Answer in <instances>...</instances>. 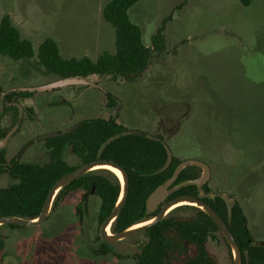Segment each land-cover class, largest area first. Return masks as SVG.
Masks as SVG:
<instances>
[{"label": "rangeland", "instance_id": "1", "mask_svg": "<svg viewBox=\"0 0 264 264\" xmlns=\"http://www.w3.org/2000/svg\"><path fill=\"white\" fill-rule=\"evenodd\" d=\"M108 1L0 0V21L8 17L34 52L29 59L0 56V126H11L8 115L2 114L1 92L58 80L37 59L46 38L55 41L65 59L95 61L104 52H115L114 29L102 16ZM182 1L139 0L128 9L145 46H150L161 21L171 16L164 30L165 50L154 55L135 80L95 76L94 88L68 85L29 92L40 104L38 120L23 125L3 148L7 158L42 164L48 161L42 135L116 113L128 131L161 136L181 162L205 163L211 192L236 201L252 239L264 242V0L247 5L239 0H186L173 10ZM105 92L115 100L108 110ZM62 157L80 165L69 149ZM12 183L9 176L0 175V187ZM82 202L84 191L77 190L38 226L1 227L5 246L0 264H136L127 255L94 254L100 245L99 200L87 193L84 207ZM168 213L189 217L195 210L177 206ZM207 247L217 264H232L219 233Z\"/></svg>", "mask_w": 264, "mask_h": 264}, {"label": "trees", "instance_id": "2", "mask_svg": "<svg viewBox=\"0 0 264 264\" xmlns=\"http://www.w3.org/2000/svg\"><path fill=\"white\" fill-rule=\"evenodd\" d=\"M138 1L109 0L102 9L103 19L114 29V53L104 52L95 61L87 57L65 59L59 55L55 41L46 38L38 47L39 63L58 78L95 75L109 76L111 79L122 77L128 81L135 80L149 66L154 55H160L165 50L164 30L171 18L168 15L161 21L151 36L150 46H145L141 39L140 28L132 23L128 16V9ZM250 1L239 0L242 5H247ZM185 2L186 0H183L173 10H179ZM33 55L31 42L20 36L8 17H3L0 21V56L20 60L29 59ZM1 96L4 106L2 114L10 117L12 125L18 123L21 116L19 100L30 96V93L22 88L1 92ZM105 98L106 107L112 108L115 105L114 98L108 92H105ZM25 110L28 117L32 119L34 115L32 108L25 107ZM9 130V127L0 126V138H3ZM123 131L127 129L117 121V117L112 115L80 121L69 132L44 139L48 161L42 164L21 163L17 159L7 158L6 151L0 149V175L6 174L14 181L9 186L0 187V216L37 218L49 189L57 179L98 158L117 163L128 176V194L120 213L110 226L111 233H118L153 218L160 209L149 212L146 208V199L157 186L172 175L181 161L172 156L168 167L159 171L166 163V151L161 143L162 137L153 135L159 138L154 140L148 138L145 133L137 132L120 135ZM115 135L119 136L114 137ZM110 137L114 138L108 142ZM66 149H69L71 154L79 160L80 165H70L63 159L62 153ZM201 171L199 166L183 167L162 204L178 196L197 197L202 191V200L208 203L227 224L241 251L242 264H264V246L254 244L255 241L247 229V218L236 201L231 202L229 218L227 206L220 195L210 197L212 192L208 182L201 187L192 184L175 187L180 181L197 178ZM77 190L84 191V203L87 193H92L98 198L97 221L101 225L118 199L120 181L106 169L89 171L62 187L55 195L51 209H55L68 194ZM178 207H191L195 213L189 217L167 213L157 224L130 236L133 244L147 239L140 253L127 255L132 257L136 264H164V258L168 264H217L216 258L207 247L214 233L221 235L217 226L209 216L195 206ZM77 216L80 220L81 208ZM97 239H99L98 236ZM223 240L231 259L228 243L224 238ZM4 246V237L0 232V255L4 251ZM93 252L99 256L112 254L122 257L112 252L108 244L101 241L99 247Z\"/></svg>", "mask_w": 264, "mask_h": 264}, {"label": "water", "instance_id": "3", "mask_svg": "<svg viewBox=\"0 0 264 264\" xmlns=\"http://www.w3.org/2000/svg\"><path fill=\"white\" fill-rule=\"evenodd\" d=\"M95 77V75H89L87 77H67V78H59L58 80L51 82L49 84H45L39 87H33V88H27L26 90L29 92L32 91H45V90H52L55 88H61L68 85H75V86H81V85H89L91 84V80ZM116 113H112V116H115ZM21 122V120H20ZM16 123L12 130L9 131L1 140L0 149H3V144L6 142L7 138L12 134V132L18 127L19 123ZM69 131V130H67ZM127 133H132V131H123L120 133V135H124ZM59 133L57 132H49L40 137V139H46V138H54L58 136ZM119 135H115L114 137H118ZM150 139L159 140V138L152 136V135H146ZM114 137H110L108 139V142L111 141ZM161 143L166 151V163L165 165L159 170L162 171L165 168L168 167L172 160V154L168 148V146L165 144L164 141L161 140ZM101 150V148H100ZM99 150V151H100ZM186 165H194L201 167L202 171L200 176L194 179H187L180 181L175 185V187H180L183 185H196L197 187H201L204 185L210 178V169L209 167L198 160L189 159L184 160L180 162L174 169L172 175L165 180L161 185L157 186L147 197L146 199V208L149 212L155 211L160 203L165 200V198L168 195V190L176 180L179 171L185 167ZM102 166H109L117 169L121 175L120 181V193L118 196V199L109 213V215L103 220L99 227L98 231V237L101 242H105L108 244L110 250L114 253H117L119 255H134L138 254L142 251L144 245L147 242V239H143L140 243L132 245L124 240L128 237H130L133 234L139 233L144 231L145 229L157 224L171 209L174 207H177L179 205H191L199 208L202 210L209 218L214 222V224L217 226L219 232L225 239V241L228 243V246L230 248L231 252V259L232 264H242V258H241V251L236 244L235 239L233 238L231 232L229 231L227 224L225 221L219 216V214L204 200H202L203 192L200 191L199 195L197 197L194 196H178L173 198L172 200L166 202L160 207L159 212L151 219L141 222L138 224H135L131 227L125 228L122 231L118 233H111L110 226L112 222L115 220V218L120 213L127 194H128V176L125 170L118 165L117 163L113 161H106L101 159H95L89 163L83 164L79 167H77L75 170L64 174L59 179H57L51 188L49 189L45 202L43 204L42 210L37 218L35 219H24L17 216H0V226L4 225H15L19 227H34L42 224L49 216L52 202L54 200L55 195L57 192L64 187L67 183L71 182L72 180L86 174L89 171L96 170V169H103ZM216 194H210L211 198H214ZM220 197L224 200L227 211H228V217L231 216V203L228 200V198L225 195L220 194ZM255 245H262L264 246V242H254ZM138 261V259H136ZM164 264H168L166 259H163ZM4 264H15V262L11 260H6Z\"/></svg>", "mask_w": 264, "mask_h": 264}, {"label": "flooded vegetation", "instance_id": "4", "mask_svg": "<svg viewBox=\"0 0 264 264\" xmlns=\"http://www.w3.org/2000/svg\"><path fill=\"white\" fill-rule=\"evenodd\" d=\"M59 79V78H58ZM90 86H97V83H93V82H91V84H89V85H82V87H85V88H88V87H90ZM25 89V88H24ZM56 89V88H55ZM26 90V89H25ZM27 91V90H26ZM27 92H29V91H27ZM37 106L38 108H40L39 106H40V104L39 103H37V101H35V99H32V96L30 95V96H28V97H23V98H21L20 100H19V103H18V106H19V108H21V116H20V120H21V123L18 125V127L12 132V134L7 138V140H6V142H9L10 140H11V138L15 135V134H17V133H20V132H22V126L24 125L26 128H27V126H31V125H33L34 123H36L37 122V120H38V117H37V115L35 114V112H34V110H33V107L32 106ZM25 107H29V108H32V110H33V112H34V115H33V117H32V119H30L29 117H28V114H27V111L25 110ZM8 120H9V122H10V130L9 131H11L12 130V128H13V126L15 125H12L11 124V120H10V117L8 116ZM20 120L18 121V122H20ZM67 121H71V118H68L67 119ZM68 122V123H69ZM78 122H76V123H71V124H67V126H65V128L64 129H62V130H58L57 131V133H63V132H69L76 124H77ZM1 127H3V126H1ZM5 127H7V126H5ZM67 130H69V131H67ZM8 131V132H9ZM7 132V133H8ZM6 133V134H7ZM2 138H0V140H1ZM1 144V143H0ZM5 151H6V149L5 148H3ZM7 152V151H6ZM13 158V157H12ZM15 159V158H14ZM108 170V169H107ZM112 172V171H111ZM113 173V172H112ZM113 174H115V173H113ZM116 176V175H115ZM164 201V200H163ZM162 201V202H163ZM162 202L160 203V205L158 206V208L160 209V207L163 205V204H165V203H163L162 204ZM83 207H84V205H85V203L84 202H82V204H81ZM77 212H80V207H78L77 208ZM132 236V235H131ZM125 242H127V243H129V244H132V245H135V244H133L134 242H133V240L130 238V237H128V238H126L125 240H124ZM129 257V256H128ZM130 258H132V257H130Z\"/></svg>", "mask_w": 264, "mask_h": 264}, {"label": "crops", "instance_id": "5", "mask_svg": "<svg viewBox=\"0 0 264 264\" xmlns=\"http://www.w3.org/2000/svg\"><path fill=\"white\" fill-rule=\"evenodd\" d=\"M165 36V35H164ZM90 87H92V88H94L95 86H90ZM21 88H19V89H12V90H9V91H15V90H20ZM34 99V98H33ZM33 107V110H34V112H35V114L37 115V117H38V115H39V112H40V108H38L37 106H32ZM109 108H107V110H108ZM107 116H109V115H107ZM106 116V117H107ZM21 123V122H20ZM19 123V124H20ZM23 127V126H22ZM58 130H54V131H52V132H57Z\"/></svg>", "mask_w": 264, "mask_h": 264}, {"label": "bare ground", "instance_id": "6", "mask_svg": "<svg viewBox=\"0 0 264 264\" xmlns=\"http://www.w3.org/2000/svg\"><path fill=\"white\" fill-rule=\"evenodd\" d=\"M101 168L106 169V170L108 169V171H110V172L112 171L113 173H115L114 175H116V177L121 179V175L117 169H115L113 167H109V166H102Z\"/></svg>", "mask_w": 264, "mask_h": 264}]
</instances>
